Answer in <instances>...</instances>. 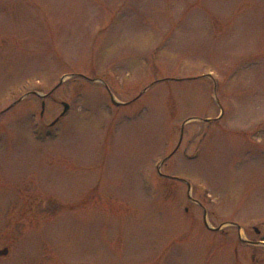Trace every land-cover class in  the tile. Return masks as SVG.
Listing matches in <instances>:
<instances>
[{
    "label": "rangeland",
    "instance_id": "rangeland-1",
    "mask_svg": "<svg viewBox=\"0 0 264 264\" xmlns=\"http://www.w3.org/2000/svg\"><path fill=\"white\" fill-rule=\"evenodd\" d=\"M247 241L264 0H0V264H264Z\"/></svg>",
    "mask_w": 264,
    "mask_h": 264
},
{
    "label": "water",
    "instance_id": "water-1",
    "mask_svg": "<svg viewBox=\"0 0 264 264\" xmlns=\"http://www.w3.org/2000/svg\"><path fill=\"white\" fill-rule=\"evenodd\" d=\"M68 109H69V105L67 103H65V109H64V112L62 113V115H64L68 111ZM8 252H9L8 248L1 249L0 250V255H7ZM79 264H91V263H79Z\"/></svg>",
    "mask_w": 264,
    "mask_h": 264
},
{
    "label": "flooded vegetation",
    "instance_id": "flooded-vegetation-1",
    "mask_svg": "<svg viewBox=\"0 0 264 264\" xmlns=\"http://www.w3.org/2000/svg\"><path fill=\"white\" fill-rule=\"evenodd\" d=\"M260 242H262V241H258V242L247 241V244H249V245H259Z\"/></svg>",
    "mask_w": 264,
    "mask_h": 264
}]
</instances>
